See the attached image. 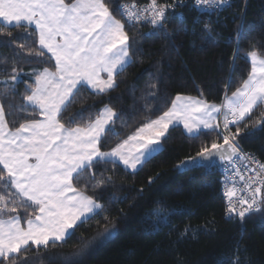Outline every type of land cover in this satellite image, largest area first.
<instances>
[{"label":"snow or ice","instance_id":"1","mask_svg":"<svg viewBox=\"0 0 264 264\" xmlns=\"http://www.w3.org/2000/svg\"><path fill=\"white\" fill-rule=\"evenodd\" d=\"M110 3L115 0H0V35L11 37V31L5 29L34 25L38 44L26 47L21 43L19 52L0 59V264H32L39 257L30 259L29 251L39 253L66 244L85 225L93 221L99 225L97 217L104 221L102 228L97 227V236L110 235L106 205L95 195L113 183L104 166L119 164L135 172L162 150L161 140L174 124H183L194 137L201 129L211 130L222 141L202 145L195 156L176 167L212 168L217 160L222 162L224 171L231 173L223 187L228 218L243 222L250 214L264 212V163L244 153L238 139L249 129L264 130V53L255 46L245 54L250 64L246 78H241L229 95L231 84L237 83L230 74L219 105L177 94L166 111L148 118L107 151L103 149L109 135L119 137L114 125L120 116L112 107L105 105L86 119L83 111L78 112L83 124L75 117L63 122V113L83 90L93 94L114 90L117 76L134 63L126 24L128 28L151 25L165 30L170 22L168 13L186 6L185 0H149L140 6L135 0L116 3L122 22ZM191 6L201 14H212L230 6V0H191ZM202 31L212 40L209 25ZM244 36V31L238 30V39ZM25 53L28 57L50 54L53 68L23 73L17 61ZM238 55L237 50L233 61ZM23 75H29L32 83L26 82L25 92L20 94L22 103L6 104L15 100ZM148 97L159 110L160 98L153 92ZM144 109L149 111L151 104L145 103ZM20 114L42 118L20 119ZM117 199L113 197L109 203ZM156 205L145 214L152 232L170 226L171 216L179 212L168 209L164 201ZM195 231L187 227L179 235L187 238ZM81 242L80 252L90 241L81 237ZM217 264H245L243 253L237 248L232 257Z\"/></svg>","mask_w":264,"mask_h":264},{"label":"trees","instance_id":"2","mask_svg":"<svg viewBox=\"0 0 264 264\" xmlns=\"http://www.w3.org/2000/svg\"><path fill=\"white\" fill-rule=\"evenodd\" d=\"M130 2L110 3L114 15L122 22L123 18L115 11L116 3ZM185 5L168 13L170 22L165 30L147 25L128 28L126 24L134 63L117 76L118 86L114 90L105 94L83 90L77 102L63 113V122L67 124L75 117L83 124L78 112L83 111L86 119L105 105L112 107L120 116L114 125L119 137L109 135L103 149L107 151L132 135L148 118L155 119L166 111L177 94L219 105L230 74L237 83L231 84L228 94L235 91L238 81L246 78L250 70L245 54L253 46L264 53V0H232L228 9L212 14H201L191 6V1L185 0ZM206 24L211 29L212 40L202 31ZM238 30L244 31L243 39H238ZM4 31H11L12 35H0V59L19 52L21 43L38 47L32 27ZM153 31L158 35H151ZM237 50L239 55L233 61ZM49 56L28 57L25 53L22 59L18 58L17 66L25 74L33 69L53 68L54 62ZM26 82L32 83L29 75L21 77L15 100L5 101L6 104L22 103L20 94L25 92ZM150 92L160 98L159 110L148 97ZM145 103L151 104L149 111H145ZM24 118L42 117L20 114V119ZM238 139L244 152L264 163V130L249 129ZM213 140L222 142L211 130L201 131L194 137L183 127L174 126L162 138V150L137 171L131 172L119 164L104 166L109 169L107 174L113 177V183L98 189L95 195L106 205L111 234L97 236V227L104 225L97 217L99 225L96 221L85 225L66 244L39 253L29 251L30 259L39 257L32 264H66V261L71 264H217L218 260L232 257L237 248L243 253L245 264H264V212L246 216L243 222L226 218L220 195L221 168L184 172L176 167L195 156L202 145L210 146ZM113 197L117 201L109 203ZM157 201H164L168 209L179 212L171 216L170 226L152 232L145 223V214L157 207ZM187 227L195 229V235L181 237L179 234ZM81 237L90 241L82 252L79 251Z\"/></svg>","mask_w":264,"mask_h":264},{"label":"built area","instance_id":"3","mask_svg":"<svg viewBox=\"0 0 264 264\" xmlns=\"http://www.w3.org/2000/svg\"><path fill=\"white\" fill-rule=\"evenodd\" d=\"M188 1H191V0H188ZM245 1H247V0H245ZM130 3H131V2H130ZM135 3H136L138 6H140V5H146L148 2H143V3L135 2ZM231 3H232V0H230V6H231ZM126 4H128V3H126ZM228 8H229V6H225V7L221 8V9L218 10V11H224V10H226V9H228ZM218 11H216V12H218ZM147 26H151V25H147ZM151 27H152V26H151ZM243 152H244V151H243ZM244 153L250 154L252 157L255 158V156H254L253 154L249 153V152H244ZM255 160H258V159L255 158ZM258 161H259V160H258ZM259 162H260V161H259ZM240 163H241V164H244V163H249V162H248V161H241ZM221 174H222V177H221L220 195H221L222 200H223L224 205H225V217L228 218V217L226 216V199H225V197L223 196V187H224L225 177L231 175V173H226V172L224 171L223 166H222V168H221ZM249 174H251V173H249ZM253 214H254V213H253ZM250 215H251V214H250ZM248 216H249V215H248ZM228 219H232V218H228Z\"/></svg>","mask_w":264,"mask_h":264},{"label":"water","instance_id":"4","mask_svg":"<svg viewBox=\"0 0 264 264\" xmlns=\"http://www.w3.org/2000/svg\"><path fill=\"white\" fill-rule=\"evenodd\" d=\"M223 165H222V162L218 161L215 163V165L212 167V168H204V167H193L191 164L188 165V170H185L184 168H182V170L184 172H188V171H191V170H194V169H200V168H204L206 170H213V169H219L221 168Z\"/></svg>","mask_w":264,"mask_h":264},{"label":"crops","instance_id":"5","mask_svg":"<svg viewBox=\"0 0 264 264\" xmlns=\"http://www.w3.org/2000/svg\"><path fill=\"white\" fill-rule=\"evenodd\" d=\"M31 27L35 29V26H34V25L31 26ZM49 55H50V54H49ZM174 126H181V127H183V124H174V125L170 126L169 129L172 128V127H174ZM183 128H184V127H183ZM169 129H168V130H169ZM140 167H141V166H138V169H139ZM138 169H137V170H138ZM127 170H128V169H127ZM137 170H136V171H137ZM129 171H131V170H129ZM131 172H132V171H131Z\"/></svg>","mask_w":264,"mask_h":264},{"label":"rangeland","instance_id":"6","mask_svg":"<svg viewBox=\"0 0 264 264\" xmlns=\"http://www.w3.org/2000/svg\"><path fill=\"white\" fill-rule=\"evenodd\" d=\"M184 129V131L187 133V131H186V129L185 128H183ZM206 130H208V129H201V131H206ZM188 134V133H187ZM189 135V134H188ZM192 136V135H191Z\"/></svg>","mask_w":264,"mask_h":264},{"label":"bare ground","instance_id":"7","mask_svg":"<svg viewBox=\"0 0 264 264\" xmlns=\"http://www.w3.org/2000/svg\"><path fill=\"white\" fill-rule=\"evenodd\" d=\"M190 5V4H189Z\"/></svg>","mask_w":264,"mask_h":264}]
</instances>
